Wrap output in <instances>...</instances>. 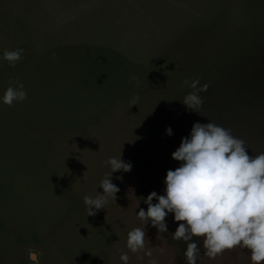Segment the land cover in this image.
I'll return each instance as SVG.
<instances>
[{
	"label": "rangeland",
	"instance_id": "obj_1",
	"mask_svg": "<svg viewBox=\"0 0 264 264\" xmlns=\"http://www.w3.org/2000/svg\"><path fill=\"white\" fill-rule=\"evenodd\" d=\"M16 48L15 66L0 58V96L17 81L27 93L0 103V264H32L29 250L39 264H123L122 252L127 264H186L171 234L182 222L170 213L159 232L136 212L163 194L194 123L264 152V0H0V57ZM194 79L208 84L199 112L182 103ZM120 156L132 167L112 174L116 198L87 216L84 196ZM144 225L133 253L127 233ZM194 239L197 264H251L247 249L210 259Z\"/></svg>",
	"mask_w": 264,
	"mask_h": 264
},
{
	"label": "clouds",
	"instance_id": "obj_2",
	"mask_svg": "<svg viewBox=\"0 0 264 264\" xmlns=\"http://www.w3.org/2000/svg\"><path fill=\"white\" fill-rule=\"evenodd\" d=\"M23 51L5 50L0 58L15 66ZM184 84L192 91L182 103L199 112L203 103L199 93L207 91L208 84L201 85L198 79L185 80ZM26 97L23 83L10 82L0 96V103L11 106ZM132 105H136L135 98ZM165 131L168 136L173 134L171 127ZM246 149L244 141L234 137L229 129L211 120L206 124L194 123L189 135L181 139L172 153V158L181 163L174 170H167L163 194L152 191L143 198L147 210L141 208L136 212L141 221L150 222L159 232H168L165 218L170 213L174 221L182 222L171 234L172 239L185 242L186 264H197L201 254L194 238L202 239L203 255L210 259L240 247L249 250L251 264H264V152L250 156ZM105 163L111 172L100 181L103 191L95 197L83 198L87 216L106 209L109 198H116L119 188L112 182V174L120 170L128 172L132 167L121 156L110 157ZM145 225L127 233L126 247L133 253L145 248ZM145 255L151 257V250L145 251ZM28 259L39 264L35 250H29ZM119 259L127 264L128 253L122 252ZM149 264L157 261L150 259Z\"/></svg>",
	"mask_w": 264,
	"mask_h": 264
}]
</instances>
